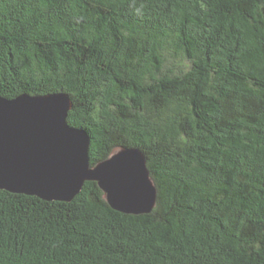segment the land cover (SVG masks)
I'll list each match as a JSON object with an SVG mask.
<instances>
[{
  "label": "trees",
  "instance_id": "obj_1",
  "mask_svg": "<svg viewBox=\"0 0 264 264\" xmlns=\"http://www.w3.org/2000/svg\"><path fill=\"white\" fill-rule=\"evenodd\" d=\"M56 93L156 206L0 190V264H264V0H0V97Z\"/></svg>",
  "mask_w": 264,
  "mask_h": 264
},
{
  "label": "water",
  "instance_id": "obj_2",
  "mask_svg": "<svg viewBox=\"0 0 264 264\" xmlns=\"http://www.w3.org/2000/svg\"><path fill=\"white\" fill-rule=\"evenodd\" d=\"M72 108L64 93L0 97V190L69 202L96 182L112 209L150 213L157 188L144 154L118 148L91 165L88 133L67 122Z\"/></svg>",
  "mask_w": 264,
  "mask_h": 264
}]
</instances>
